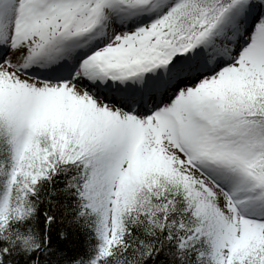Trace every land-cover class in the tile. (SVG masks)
I'll use <instances>...</instances> for the list:
<instances>
[{
    "label": "snow or ice",
    "instance_id": "6c2138e0",
    "mask_svg": "<svg viewBox=\"0 0 264 264\" xmlns=\"http://www.w3.org/2000/svg\"><path fill=\"white\" fill-rule=\"evenodd\" d=\"M0 152V264L57 191L90 264H264V0H0Z\"/></svg>",
    "mask_w": 264,
    "mask_h": 264
},
{
    "label": "trees",
    "instance_id": "16d2710c",
    "mask_svg": "<svg viewBox=\"0 0 264 264\" xmlns=\"http://www.w3.org/2000/svg\"><path fill=\"white\" fill-rule=\"evenodd\" d=\"M0 159L3 153L0 152ZM52 187L61 189L64 187V177L54 178ZM49 184L45 182L40 195H45ZM52 202H42L37 210V226L43 229L44 212L47 211L54 220L49 230V264L56 261V264H90L96 246L99 244L93 228H89L87 223L91 216L79 215V208L76 204L77 197L72 194L57 191L51 198ZM64 235L61 236L60 233Z\"/></svg>",
    "mask_w": 264,
    "mask_h": 264
},
{
    "label": "clouds",
    "instance_id": "9594fccd",
    "mask_svg": "<svg viewBox=\"0 0 264 264\" xmlns=\"http://www.w3.org/2000/svg\"><path fill=\"white\" fill-rule=\"evenodd\" d=\"M94 224H95V217L91 216V219L87 223V225H88L89 228H93ZM97 246H96V249H95V252H94V255H93L92 259H96L97 257H99V259H103V260L106 261V257L105 256H100ZM128 264H138V257L137 258L128 257Z\"/></svg>",
    "mask_w": 264,
    "mask_h": 264
}]
</instances>
